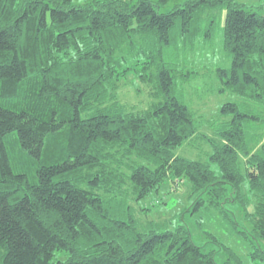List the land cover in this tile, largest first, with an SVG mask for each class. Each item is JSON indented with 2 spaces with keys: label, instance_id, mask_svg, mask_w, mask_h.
Listing matches in <instances>:
<instances>
[{
  "label": "trees",
  "instance_id": "1",
  "mask_svg": "<svg viewBox=\"0 0 264 264\" xmlns=\"http://www.w3.org/2000/svg\"><path fill=\"white\" fill-rule=\"evenodd\" d=\"M170 1L0 0V264H218L219 251L221 264H242L215 234L197 245L186 223L138 227L132 204L181 180L183 213L221 220L264 263V7L177 0L162 12ZM218 10L229 66L213 74L236 100L206 123L180 85L199 76L186 56L212 41ZM131 75L150 85L143 111L117 99ZM31 80L54 102L48 118L23 97ZM13 98L30 110L3 106ZM13 133L44 159L31 177L13 172ZM196 139L206 161L175 154ZM211 244L219 249L205 251Z\"/></svg>",
  "mask_w": 264,
  "mask_h": 264
},
{
  "label": "rangeland",
  "instance_id": "2",
  "mask_svg": "<svg viewBox=\"0 0 264 264\" xmlns=\"http://www.w3.org/2000/svg\"><path fill=\"white\" fill-rule=\"evenodd\" d=\"M87 1L88 0H73V4H84ZM238 2L247 7H256L260 5L264 7L263 0H238ZM175 3H178L177 0H171L165 8H162V12L169 11ZM214 13L217 19V26L215 27L212 41L209 43L199 41L200 45L195 49L194 53L186 56L189 62H193L191 65L187 62V66L197 71L199 76L196 79H192L190 83L180 85L185 102L189 104L196 116L201 117V120L206 123L215 120L218 109L222 104L236 100L235 96L232 94L217 92L218 83L213 74L214 69L217 67L227 68L229 66V60L222 48V27L225 19V10H218ZM34 84V81L31 80L27 82V84L25 83L26 86L23 85V97L26 103L34 106V111L48 118V114L50 115L49 106H53L54 102L38 99L34 91ZM117 99L127 109H132L134 111H143L149 108L150 104L155 101L152 96L150 85L142 83V81H139L132 75L120 82L117 91ZM26 103L19 98H13L3 103V106L12 110H18L19 107L20 109L30 110L31 107L27 106ZM42 112H44L43 115ZM199 131L208 136L212 134V131L206 127V124H204ZM16 141L17 136L15 133L8 135L6 138V147L11 159L13 172L23 173L31 177L35 169L44 159L41 158L42 161L38 162L37 159L23 152ZM208 149L209 146L204 140L196 139L195 142L191 144L186 143L176 149L175 154L190 160L206 161V152ZM185 182V180H181L180 183L175 186L170 181H167L157 195L151 194L146 199L138 203H133L134 217L139 224L138 227L142 230L149 222L154 224L166 222L171 229L178 224L186 223L197 245H202L207 241L204 232H209L219 236L224 245L231 248L240 257L242 264H264L250 260L249 247L236 235L225 230V228L221 226L223 225L222 222H220L221 220L209 221L213 219H210V217H204L202 220H199L198 216L189 215L187 212L183 213L191 203V199L188 198V193H186L188 188ZM160 202L163 204H160ZM142 207L149 208V210L143 211ZM197 220L199 224L196 222ZM261 244L264 246V242H261ZM212 249L217 250L219 247L214 244L207 245L205 251ZM215 258L216 262L221 264L226 256L223 252L219 251Z\"/></svg>",
  "mask_w": 264,
  "mask_h": 264
},
{
  "label": "crops",
  "instance_id": "3",
  "mask_svg": "<svg viewBox=\"0 0 264 264\" xmlns=\"http://www.w3.org/2000/svg\"><path fill=\"white\" fill-rule=\"evenodd\" d=\"M263 2H264V0H263Z\"/></svg>",
  "mask_w": 264,
  "mask_h": 264
}]
</instances>
